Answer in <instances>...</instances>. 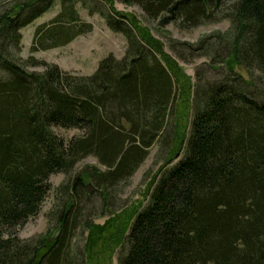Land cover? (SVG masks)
Returning a JSON list of instances; mask_svg holds the SVG:
<instances>
[{
	"label": "trees",
	"instance_id": "16d2710c",
	"mask_svg": "<svg viewBox=\"0 0 264 264\" xmlns=\"http://www.w3.org/2000/svg\"><path fill=\"white\" fill-rule=\"evenodd\" d=\"M52 1L16 0L0 12V264H76L69 243L87 195L81 174L107 190L126 180L154 143L169 146L175 161L159 170L144 205L121 222L118 215L117 264H264V0H119L159 26L190 29L219 12L230 23V39L177 44L190 58L210 56L209 75L191 85V117L178 140L169 130L175 69L136 19L110 1L103 19L125 40L121 57L107 54L78 75L18 56L19 29ZM64 1L33 28L29 53L90 31ZM233 63L251 78L235 73ZM59 129L79 133L63 138ZM87 156L101 168L85 167L60 186L54 235L20 238L17 229L50 190L48 177L67 174Z\"/></svg>",
	"mask_w": 264,
	"mask_h": 264
},
{
	"label": "rangeland",
	"instance_id": "374dc122",
	"mask_svg": "<svg viewBox=\"0 0 264 264\" xmlns=\"http://www.w3.org/2000/svg\"><path fill=\"white\" fill-rule=\"evenodd\" d=\"M13 1L16 0H0V12L4 8H9ZM107 1H110L115 10L135 18V23L157 41L168 67L175 69L178 82L175 90L173 122L169 130L171 128L172 131L173 128L178 140L187 132L191 117V85L194 84L196 75L200 77L209 75V71L205 68L210 56L190 58L177 44L186 42L194 45L201 38L209 35L230 39L232 32L229 21L220 17L221 12H219L217 20L190 29H182L172 23L159 26L157 21L145 18L136 5L124 4L119 0ZM64 3H69L73 7L80 20L91 24L90 31L77 35L63 46L29 53L28 46L33 28L50 20L61 8V0H53L44 12L19 29L18 56L25 58L30 54L36 59L54 63L61 69L78 75L90 74L95 69L97 61L107 54H112L116 58L122 56L125 40L121 34L112 32L106 27L103 15L108 13L109 8L104 0H67ZM174 48L175 50H171ZM177 53H184L183 58L177 56ZM26 70L40 71L41 68L28 66ZM232 70L244 79L251 78L247 70L234 63ZM252 75H256V72ZM56 132L63 138L79 133L76 129H59ZM168 147L154 143L148 149L144 160L126 180L119 181L107 190L98 191L91 185L90 192L81 197V202L77 205L78 222L69 243V252L76 264H117L116 257L120 247L115 243L113 236L117 234L115 231L118 229L116 227L118 215H122L119 218L121 222L122 217L125 220L129 214H133L147 202L150 183L162 166L170 164L169 160L171 163L175 161L171 156L168 160ZM89 166L101 168L92 156H87L77 162L67 174L59 172L51 174L48 177L50 190L44 197L39 211L17 229V235L22 239L53 236L56 231L53 215L62 201L60 186L69 184L73 176ZM81 178L84 185L91 184L85 174H81Z\"/></svg>",
	"mask_w": 264,
	"mask_h": 264
},
{
	"label": "water",
	"instance_id": "95a60500",
	"mask_svg": "<svg viewBox=\"0 0 264 264\" xmlns=\"http://www.w3.org/2000/svg\"><path fill=\"white\" fill-rule=\"evenodd\" d=\"M85 187H86L87 193H89L91 190V184H85Z\"/></svg>",
	"mask_w": 264,
	"mask_h": 264
}]
</instances>
